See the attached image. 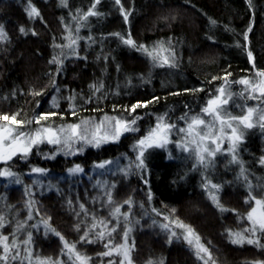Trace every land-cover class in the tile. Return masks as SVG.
Returning a JSON list of instances; mask_svg holds the SVG:
<instances>
[{
	"label": "trees",
	"instance_id": "16d2710c",
	"mask_svg": "<svg viewBox=\"0 0 264 264\" xmlns=\"http://www.w3.org/2000/svg\"><path fill=\"white\" fill-rule=\"evenodd\" d=\"M32 7L39 15H29ZM90 9L96 14L86 15ZM0 26L6 37L0 39V116L15 115L24 121L26 133L45 127L60 132L68 125H94L106 118L136 119L135 131L112 142L73 153L44 141L27 156L11 160L13 179L0 176V196L11 209L32 197L15 176L26 179L33 173L41 180V185L31 187L29 219L39 225L47 220L49 231L41 225L32 230L41 255L58 257L64 249L62 236L97 264L96 255L104 247L102 242L78 238L82 224H77L75 192L81 194V182L88 185L92 180L86 176L92 166L126 157L129 170L115 176L113 197L119 204L130 200L138 220L142 211L169 214L194 230L214 264L264 261V246L234 244L226 233L227 227L241 224L236 219L252 206L249 193L263 196L255 190L259 184L251 181L253 173L258 183L264 181L258 166L264 157L261 125L243 135L237 162L226 159L221 167L215 162L213 169L203 171L219 183L223 210L205 197L200 165L176 151L175 135H170L168 149L145 151L143 168L134 158L135 142L158 118L173 123L176 133L222 87L232 94L225 107L228 113L241 115L249 106H261V100L248 98L239 81L264 71V0H0ZM129 36L137 47L123 42L121 37ZM161 41L170 49L164 55L171 59L163 66L138 49L144 45L152 50ZM136 104L142 106L133 111ZM45 115L47 119L36 123ZM3 123L9 122L0 120ZM74 163L81 166V176L67 179L66 171ZM34 168L43 172H33ZM132 232L135 264L157 256L162 264H202L181 238L165 241L147 228ZM257 240L264 245V233Z\"/></svg>",
	"mask_w": 264,
	"mask_h": 264
},
{
	"label": "rangeland",
	"instance_id": "374dc122",
	"mask_svg": "<svg viewBox=\"0 0 264 264\" xmlns=\"http://www.w3.org/2000/svg\"><path fill=\"white\" fill-rule=\"evenodd\" d=\"M260 79H264L261 77H258L257 74L250 79L249 81L252 82H257ZM223 89L226 90V87H222ZM221 89V88H220ZM244 89H245V94L249 95V91L246 90V86L244 85ZM216 95H219L218 91L215 95H213L211 98H209L205 104L197 111V113H195L193 116H201L202 118L206 119V120H210L211 117L209 116H205L202 113V109L205 108L207 106V103L210 99L214 98ZM253 99V101H262L261 102V106H258L257 104L252 106V108L256 109L257 111L253 113V123H254V127L256 125H261L262 123H264V121L260 120V116L264 115V98H251ZM229 105V104H228ZM228 105H226L225 107H228ZM251 107V106H249ZM247 107V108H249ZM246 109H244V113L246 112ZM243 113V114H244ZM233 115V114H232ZM192 117V116H191ZM190 117V118H191ZM119 120V119H113V120H107V119H103L100 120L96 123H88L85 124L81 127H79L78 132L82 135H86L87 139H82L79 136L77 137H72V139L68 140V137L71 136V131L70 130H66L65 132H57L59 138H60V143L59 145V149L60 150H68L69 152H79L81 151V149H84L87 145H92L94 147H96L95 144V140L93 139V132H95L96 130V126L100 125L101 126V132L99 133V135H103V133L105 131L111 132L115 126V121ZM190 121V119H188L186 122H184L183 125L180 126L181 128H187V124ZM166 123V122H165ZM9 123H3L0 125H8ZM157 122H155V124H153V126H151L145 134H143L142 137H144L145 135H147V133L149 132L150 129L154 128L156 126ZM172 125H174L173 123H170ZM13 126V125H10ZM134 126V125H133ZM132 126V127H133ZM252 127V128H254ZM250 128V130L252 129ZM179 129V130H180ZM38 130V129H37ZM37 130H34L33 133H35ZM85 130H87V132H85ZM177 131L176 133H170V135H175L173 136V141L176 145V151L178 153H184V155H187L190 157V159H192L194 165H200L198 170L199 172H201L202 174V184L205 187V184H208V188H204L205 190V197H207V199L209 201H211L212 204H214V206L217 204L214 203L212 201V199H210L209 197V191L215 192V194L217 195L219 204L221 205V200L219 199V190H220V186H219V190L217 191L216 189H212L211 188V184H216L219 185V183L217 181H214L213 179H211V177L208 175V177L206 176V172L204 173L203 171L205 169L211 170L214 168V166H216L215 162H219V164H217L218 167H221V163H223L226 159H231L232 160V153L228 151V147H229V141H227V139H225V141L222 143L221 147L223 149L222 152H218L215 157H209L208 159V166L204 167L203 165L199 164L196 160L195 157V153L193 151H183L181 147H178L177 144L178 143H184L186 137L185 134ZM249 129H244L242 128V132L243 135L246 134V131ZM55 131V130H53ZM132 131H128V132H123L119 138L124 135V134H128ZM226 132H228L230 134V130L226 129ZM168 137L169 141L170 138L172 137ZM140 137L134 144V149H135V159L137 157V155L139 154V148L137 147V142L142 138ZM243 137V136H242ZM118 138V139H119ZM118 139H112L111 137H109L106 141L101 142L99 145L101 144H105L108 142H112ZM68 140V142L66 143L65 141ZM243 138L240 140V142L238 143V145L236 146L235 149V155H236V162L237 160H239V156H238V148L240 146V143L242 142ZM44 141H47V138H44L42 143ZM88 141H92L91 143H89ZM40 144V143H39ZM37 144V145H39ZM50 144H54V143H50ZM57 145V144H56ZM168 145V144H167ZM35 145H33L31 147V149L34 147ZM212 148H215V145H209ZM188 147L194 148V145L189 144ZM165 149H168L167 146L164 147ZM30 149V150H31ZM30 152V151H29ZM28 152V153H29ZM28 155V154H27ZM25 157L23 154L18 153L17 155L13 156L10 160L5 161H0V164H2L0 166V171H11L10 170V162L12 159L14 158H23ZM221 157V158H220ZM264 158V157H262ZM262 158L260 160V162L258 165L260 168V173L261 175L264 177V163H262ZM137 160V159H136ZM120 162V163H119ZM139 162V161H137ZM103 164L104 167H98V165ZM255 165L254 164V168ZM77 166H79V168L81 169V166L78 164H75L70 167L68 169V172L66 174V178L70 179L69 177H72L74 175H80L81 176V171H77V172H73L70 171L71 169H75ZM130 166L129 164V159L125 157V160H120L117 159L115 161H103V162H99L94 166H92L90 168V170H88L89 172L86 173L87 178L92 179V180H87L89 181L88 185L83 184L81 182V186H82V192L81 194L79 192H75V196L74 199L77 200L76 204H74L76 207H74L75 211H76V216H77V220L78 223L77 224H82L81 230H79V234H78V238L80 239L81 236L84 235V232L89 230L90 226L92 225V223L95 221H100L103 220L107 223L108 228L104 229L105 231L111 230L112 228H115V231L112 232L111 237L109 236H105L103 240L99 239V238H95V232L101 231L102 229L100 227H98L97 229L94 230V232H91L88 239L92 240L95 238V242L98 241L99 243L102 242L104 250L99 252L96 256L97 258H99L100 260L97 262V264H102L101 262H103L102 260H104L103 264H109V261L112 262V264H120L121 261H123V264H129V260L125 259L124 256L122 254H117V253H113L111 256H104L101 255L102 253L108 251V248H105V244H109V248H111L113 245H124L125 248L128 251V255L129 258L131 260V264H135V261L132 259V249H133V232L135 230V228L137 229H149L152 231H155L156 233H159L161 236L164 237L165 241H169V240H173L176 241L178 238H181L182 241H185V244L187 245V247L190 249V251H193V254L197 257L198 260H200L202 262V264H205V262L207 261V264H213V261L210 259H208V256L205 255L204 253H200V257L202 258H198L197 256V247L196 245V241L193 237H189L190 239L193 240L192 244H189L188 241L185 239V235H187V232L184 228H181L178 226V222L177 220H174V218L170 217L169 214H161L158 212H155L154 210L151 211L150 213H152L151 215H149V213L145 214L142 211V218L141 219H137V217L135 216V209L133 208V205L130 203H124V204H119L118 202H116L114 200L113 197V188L115 186V176L118 174L121 175L122 173H125L126 170H129L128 167ZM13 173V172H12ZM126 174V173H125ZM16 175V174H15ZM254 175V176H253ZM242 176V175H241ZM251 181L252 184L254 186H259L261 187V189H258V187L255 189L256 192H260L259 194H262L264 196V181L261 180L259 183L256 180L258 174L253 173L251 175ZM4 179L9 180L13 179L12 177H14V174L12 176H1ZM16 180H20L22 183L20 184L21 187L23 186L24 188L28 189V192L30 193V195L32 197H30L29 195V200L27 202H22V205L20 208H15L12 207V209H17V211L13 212L12 209L10 208L11 205H9L7 198L5 196H0V216H2L4 218V226L0 227V237H7L8 240L4 243H7L9 246V251L7 253L4 252V248H3V243H0V256H6V259H0V264H38V260L37 258H47V257H51L53 260H60L63 262V264H72L71 261H69L68 256L65 254L66 250H64L63 248L60 249V252L58 254V257H53L51 255H41L42 253H40L37 248H35V244L32 240V235H33V228L34 227H39L40 225L42 226L43 231H49L48 227L45 226V224L43 222H40V225L33 221V222H29V217H31L30 215V211H31V200H33V192H32V186L34 184V186H38L41 185V180L39 179L40 177H38V175H33V173L26 178V179H21L18 176L16 177ZM35 178V179H34ZM31 179V180H30ZM83 180V179H82ZM93 182V183H92ZM256 183V184H255ZM261 185V186H260ZM32 187V188H31ZM109 194L111 199H109ZM262 197H258L257 199H261ZM253 203V202H252ZM73 205V206H74ZM81 205H83V209H81ZM222 206V205H221ZM253 206V204H252ZM119 207L120 212L118 214H116L115 216L112 215V213L114 212V210ZM221 208V207H218ZM221 209H224L223 207ZM157 211V210H156ZM250 211V209L248 210ZM125 213H127V218H125ZM157 214L160 215V219L157 218ZM246 215L247 212H245L244 214L241 215V217H239L237 222H241V224L236 227V228H226V233H227V238H229L232 241V238L229 236V231L232 232H242L243 229L249 227V222L246 219ZM5 217H8L5 220ZM243 218L245 220H243ZM163 225H167V228L162 227ZM139 226V227H137ZM127 229H130V231H128V235L125 238L124 237V233ZM45 233V232H44ZM173 233H175V235H173ZM259 233L261 232H257L256 236L252 237L250 236V234L245 233V236L248 238H252L254 240H257V236L259 237ZM81 240V239H80ZM13 241L15 242V247H12ZM25 241H27V243H25ZM110 241V243H109ZM69 244H72L70 242H68ZM200 243V242H199ZM247 243V242H245ZM201 244V243H200ZM76 248L79 250V252L86 254L85 250H82L79 248V246H76ZM63 250V251H62ZM124 249H121V253L123 252ZM16 253H19L18 256H16ZM29 253L31 254V261L29 260ZM16 256L15 259H13V257ZM90 257V256H88ZM162 258L160 256L154 257V259H150L149 261L143 263V264H149V262H151V264H162ZM89 264H93L91 262V260H89ZM254 264H264V261H258V262H254Z\"/></svg>",
	"mask_w": 264,
	"mask_h": 264
},
{
	"label": "snow or ice",
	"instance_id": "6c2138e0",
	"mask_svg": "<svg viewBox=\"0 0 264 264\" xmlns=\"http://www.w3.org/2000/svg\"><path fill=\"white\" fill-rule=\"evenodd\" d=\"M64 0H62V3ZM120 0H117V3H119ZM95 7V5H93ZM96 13L92 11L91 9L86 15H95ZM125 21H127L128 16L127 13H123ZM29 15H39L37 10L32 7L29 11ZM212 23H215L213 21ZM21 31L23 32L24 29L22 28ZM119 35V34H117ZM5 33L0 26V39H4ZM123 39V42L131 47H137L136 43L131 39L129 36L127 39ZM245 38L247 39V35H245ZM75 40L71 41V44H74ZM71 44L66 45L67 47H71ZM139 50H143L146 52V54L153 60L158 63H160V66H163L164 64H170L171 59L169 56L164 55L165 52H169L170 49L166 48L164 46V43L158 42L156 46L152 50H149L145 48L144 45L138 46ZM174 59V57H172ZM249 59H252L251 53L249 52ZM53 62L59 63V60L54 57ZM258 77L264 78V71H259L257 73ZM239 83L246 86V90L249 91V97L248 98H264V79H260L257 82H252L247 79L240 80ZM219 95H216L214 98L210 99L207 103V106L202 109V113L205 116L211 117L210 120H206L202 118L201 116H192L190 118V121L187 124V128H181L179 131L185 134V141L184 143H178L177 146L181 147L183 151H193L195 153L196 160L199 164L203 165L204 167L208 166V159L209 157H215V155L218 152H222L223 149L221 147L222 143L227 139L229 141V147L228 151L232 153V162L236 161V155H235V149L240 140L242 139L243 132L242 128L244 129H250L254 127L253 123V113L257 110L249 107L247 108L246 112L241 115H232L231 113H228L225 106L229 104V101L231 99V93H226V90L221 88L218 89ZM39 95V93H37ZM243 96L244 94L241 93ZM142 105L136 104L132 106V110L135 111L137 107H140ZM41 119H47V116H42L39 118H36V123H39ZM107 119V118H106ZM138 119V118H137ZM0 120L8 121V125H0V161H7L10 160L13 156L17 155L18 153L23 154L24 156H27L28 152L30 151L31 147L33 145H37L43 141L44 138H47L48 143H55L59 144L60 138L56 131H53L50 128H40L35 133H26L22 131V128L24 126V121H19L16 119V116H7L2 115L0 116ZM260 120L264 121V115L260 116ZM30 123V122H29ZM136 124V119H133L131 121H124V120H116L115 126L111 132L105 131L103 135H99L101 132V126L97 125L95 132H93V139L95 140L96 146H99V144L103 141H106L109 137L112 139H118L119 136L123 132L128 131H135L136 129L132 127ZM14 125V126H10ZM79 125H68L67 129L71 131V136L68 137V140L72 139V137L79 136L82 139H87L86 135H82L78 132ZM175 127V125L165 123L164 117L158 118L157 124L154 128L150 129L147 135L142 137L137 142V147L139 148V154L137 155L136 159L139 161L137 164L138 168L144 167V153L148 148L151 147H165L170 141L168 139L172 129ZM261 127L264 128V123L261 124ZM226 129L230 130V134L226 132ZM60 132H65L66 129H60ZM87 132V130H85ZM68 140L65 142L67 143ZM91 143L92 141H88ZM194 145V148H189L188 145ZM209 145H215V148L210 147ZM262 163H264V158H262ZM98 167H104L103 164L98 165ZM33 172L41 173L43 172V169L34 168L32 169ZM70 171L77 172L81 171L79 166H77L75 169H71ZM243 172V169H242ZM13 173L11 171H0V176H12ZM17 183H19V180H17ZM205 188H208V184H205ZM212 189L219 190V185L211 184ZM209 197L212 199L214 203L217 204V207L222 206L219 204L217 195L215 192L209 191ZM109 199H111L109 194ZM149 199H151V193H149ZM249 200L253 202V206L250 207V211L247 212L246 219L249 222V227L243 229L242 232H232L229 231V236L232 238V243L234 244H242L247 242L248 244L256 243L258 246H264L259 245L258 240H254L252 238H248L245 236V233L250 234V236L254 237L256 236L257 232L264 233V198L257 199L254 197L251 193H249ZM125 203L130 204L131 201H125ZM248 203V201H246ZM81 209H83V205H81ZM223 210V209H222ZM120 212L119 207H117L114 212L112 213L113 216L118 214ZM125 218H127V213L124 214ZM31 218V217H29ZM45 226L47 227V220L44 221ZM4 226V218L0 216V227ZM178 226L181 228H184L187 232V235H185V239L188 241L189 244L193 243V240L189 237H193L196 241V247H197V256L200 257V253H204L208 256V259H211V254L207 248H205L202 244L199 243V237L196 236L194 233V230L191 229L189 226L184 225L182 223H178ZM100 227L102 230L95 232V238H99L101 240L104 239V237L107 235L111 237L112 232L115 231V228H112L111 230L105 231L104 229L108 228V225L105 221H95L90 226L89 230L84 232V235L80 237L81 241H85L87 243H93L95 242V238L92 240H89L88 237L91 232H94L95 229ZM162 227L167 228V225H163ZM77 230H79V226H77ZM51 231L55 232L54 229H51ZM128 231L130 229H127L124 233V237L126 238L128 235ZM57 236H60V234L57 232ZM175 235V233H173ZM61 241L64 244V250H66L65 254L68 256L69 261L72 262V264H89L90 257L86 256L85 254L79 252V250L76 248L75 244H69L67 241L64 240V237L60 236ZM8 240L7 237H0V243H3L4 252L7 253L9 251V246L7 243H4ZM27 243V241H25ZM110 243V241H109ZM12 247H15V242L13 241ZM105 248H108L109 250L102 253L101 255L104 256H111L114 252L117 254H122L125 259L129 260V264H131V260L128 255V251L125 248L124 245H113L111 248H109V244H105ZM121 249H124L121 253ZM63 251V250H62ZM19 253H16V256H18ZM16 256L13 257V259L16 258ZM0 259H6V256H0ZM29 260L31 261V254L29 253ZM38 264H63L60 260H53L51 257L47 258H37ZM109 264H112L111 261H109ZM120 264H123V261L120 262ZM151 264V262H149ZM207 264V261L205 262ZM214 264V262H213Z\"/></svg>",
	"mask_w": 264,
	"mask_h": 264
}]
</instances>
